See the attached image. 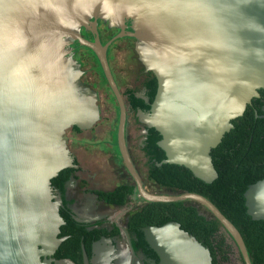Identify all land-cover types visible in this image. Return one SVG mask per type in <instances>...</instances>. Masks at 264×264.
<instances>
[{"label": "water", "instance_id": "95a60500", "mask_svg": "<svg viewBox=\"0 0 264 264\" xmlns=\"http://www.w3.org/2000/svg\"><path fill=\"white\" fill-rule=\"evenodd\" d=\"M98 20L119 30L105 45L98 37L82 36V28L95 34ZM123 36L134 38L138 59L157 79L149 110L137 112L161 135L157 144L165 157L156 165H184L212 182L218 172L211 149L264 90V0H0V264H76L53 256L64 239L59 233L65 221L59 213L62 199L54 197L51 183L61 169L78 167L66 130L89 129L99 119L96 90L82 81L74 57L76 42L96 53L119 100L117 144L141 197L200 203L233 239L242 263L252 264L241 233L208 198L142 187L126 149L125 112L105 54L110 42ZM128 57L117 51L114 62ZM106 114L102 109L98 137L107 134ZM83 136L91 137L90 131ZM84 142L70 141L85 169L82 176L95 175L101 189L129 179L113 156ZM133 153L144 181L149 179L145 162ZM74 180L71 175L69 181ZM243 196L252 219H264V176L248 184ZM138 206L132 200L99 208L121 217ZM141 230L158 256V261L146 258L150 264H213L209 248L176 220ZM105 241L92 244L90 257L81 244L83 264H130L129 256L113 254L112 246L103 249Z\"/></svg>", "mask_w": 264, "mask_h": 264}, {"label": "flooded vegetation", "instance_id": "af4514ba", "mask_svg": "<svg viewBox=\"0 0 264 264\" xmlns=\"http://www.w3.org/2000/svg\"><path fill=\"white\" fill-rule=\"evenodd\" d=\"M127 29L128 28H126V30ZM96 31L97 32L94 34L90 30L85 31L84 28L81 30L84 38L93 41L95 37H98L102 45H105L115 34L118 33L119 30L115 27H108L106 23L98 20ZM135 46L136 42L133 37L123 36L112 40L105 49V54L108 68L125 112V143L128 156L136 174L140 178L142 187L145 189L144 176L141 175L135 163L136 159L133 149L136 152L135 154L140 155L139 157L141 158L143 165L145 162L148 175L152 159V156L147 149L148 138L150 136V130L155 128L148 127L145 123L141 122L138 119L137 112L138 110L144 112L149 110L150 104L156 93L157 79L154 73L147 70L138 59ZM75 47L76 51L74 57L81 65V79L96 90L99 119L102 117L101 113L103 109V112L107 113L105 120L108 121V127L106 129V136L98 137L102 131L100 127H97L98 119V121L89 129L81 130L72 127L67 129L64 134L67 145L73 152L78 167H69L72 168L71 175L74 176V181L70 182L69 177L64 182L63 186L52 184V194L54 197H60L62 199V205L59 207V213L65 221L62 225H66L67 221L65 216H67L79 229L82 228L83 231H85V234H82V238L84 239L86 236L88 239V251L85 250L89 257L92 254V244L95 241H101L105 238L106 241L101 243V246L104 247L103 249H108L112 246L111 252H113V254L121 253L124 256H129V259L131 260L130 264H135L136 262L139 264H150L145 259L153 258L158 261V256L148 244L144 246V235L141 230L144 225L139 224L133 228L131 224H129L130 216L144 207L145 200L140 195L138 183L133 173L126 167L122 159L117 139L114 141V136L117 134L119 112L121 110L119 100L103 72L96 53L89 47L81 45L79 42L75 43ZM120 50L125 56L129 53V57L126 62L116 63L114 62L115 54ZM88 76L91 77L88 78ZM257 97H260V100L263 102V107L264 96L259 94ZM260 116L264 117V113L262 112ZM88 130L91 133V137H80V135H83ZM130 130H132V133L129 134ZM67 131H70L69 135L67 134ZM80 140L98 144L101 151L113 156L114 160L119 161V163L123 165L129 179L120 182L118 185L126 184L133 187L132 192L126 195L125 200L131 197L133 201L139 205L136 209L128 210L124 212L123 217H118L116 215L112 216L111 210L99 208L101 205L105 207H114L122 204L108 201L105 196L100 194V192H107L113 188L104 190L96 186V182L93 180L95 175H91V177L82 176V173H85V169L79 164L75 151L70 148V141L79 142ZM77 179L80 184L76 183ZM91 181L95 183V186L90 185ZM60 236H63L64 239H66L68 235L64 234ZM81 244L84 243L81 242ZM152 253L156 254L157 259L153 257ZM53 256L55 257V255ZM76 261V264H83L82 247L80 256ZM112 264H115L114 260Z\"/></svg>", "mask_w": 264, "mask_h": 264}, {"label": "trees", "instance_id": "16d2710c", "mask_svg": "<svg viewBox=\"0 0 264 264\" xmlns=\"http://www.w3.org/2000/svg\"><path fill=\"white\" fill-rule=\"evenodd\" d=\"M258 91L264 96L263 89ZM262 105L260 97H253L243 114L232 119L233 127L225 132L220 143L211 149L212 162L218 172V177L212 182H205L194 176L184 165H156L155 161L165 157L164 151L157 144L161 137L157 130H150L147 146L152 156L148 170L149 179L180 192L200 193L213 202L241 233L252 264H264V219H252L247 213L243 193L248 184L264 176V117L260 116L263 112ZM71 173L72 168L61 169L57 176L51 179V183L63 186ZM132 188L130 185L120 184L100 194L108 201L123 204ZM185 201L145 200L144 207L130 216L129 224L134 228L139 224L161 225L166 221L176 220L181 228L195 235L209 248L213 264L229 262L233 248L241 258L236 244L219 220L203 205L210 216L202 214L195 205ZM65 219L66 225H61L59 236H68L60 243L54 255L57 258L68 257L77 262L81 242L88 251V239L86 236L82 238V234H85L82 228L79 229L69 217L65 216ZM145 245L147 243L144 240ZM152 255L157 259L156 254Z\"/></svg>", "mask_w": 264, "mask_h": 264}, {"label": "rangeland", "instance_id": "374dc122", "mask_svg": "<svg viewBox=\"0 0 264 264\" xmlns=\"http://www.w3.org/2000/svg\"><path fill=\"white\" fill-rule=\"evenodd\" d=\"M144 186H145V189L147 191L152 192V193H159V194H177V193L180 192L179 190H177L175 188L165 187V186H162L160 184H157L156 182H154L151 179H146L144 181ZM104 190H109V189H104ZM132 200L133 199L131 197H129V198H127L125 200V202H129V201H132ZM185 202L186 203H189V204L195 205L197 207V209L202 214H205L207 216H210V213L201 204H199L198 202L193 201V200H189V199H187ZM123 216H121V217H123ZM233 249L234 250H233V254L231 255V259L226 264H243L242 263V260H241V258L239 256V253L237 252V250L235 248H233Z\"/></svg>", "mask_w": 264, "mask_h": 264}]
</instances>
